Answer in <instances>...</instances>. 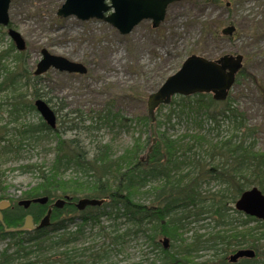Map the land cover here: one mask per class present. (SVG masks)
<instances>
[{
	"label": "trees",
	"instance_id": "obj_1",
	"mask_svg": "<svg viewBox=\"0 0 264 264\" xmlns=\"http://www.w3.org/2000/svg\"><path fill=\"white\" fill-rule=\"evenodd\" d=\"M9 55L12 65L5 62ZM244 75L242 67L236 77ZM39 77L27 68L24 51L13 43L0 51V92L5 93L0 101V161L29 135L55 138L50 166L32 165L39 170L35 184L19 199H10L2 211L0 244L5 245L0 248V264H119L129 259L130 245L141 255L126 264H141L142 259L149 264H196L203 250H210L212 258L199 264H224L226 255L242 247L254 250V258L246 264H264V221L233 207L245 189L257 186L264 193V150L255 148L254 129L228 96L218 101L211 93L176 95L163 122L174 127L185 121L183 132L169 136L158 130L153 145L152 138L140 134L119 154L109 142H98L89 152L78 139L62 137L57 126L51 129L41 118L17 130L21 139L9 137L7 124L35 110L26 95L46 97ZM3 112L8 119L2 124ZM77 115L80 123L72 119L66 124L78 134L100 127L132 129V120L109 106L90 117L95 121L88 124L82 113ZM140 119L136 120L153 134L149 117L144 114ZM222 119L229 127L225 136L220 135ZM161 123H156L158 129ZM64 170H72L71 175L64 176ZM210 181L222 188L205 195L202 184ZM2 183L0 179V201L5 199ZM40 196H47V203L32 202L27 208L18 204ZM80 197L103 202L78 210L75 201ZM59 198L65 199L64 205L52 206L47 226L20 228L26 215L37 223ZM201 221V227L213 225L204 233L194 230L191 236L183 235L192 223ZM159 237L168 239L167 247Z\"/></svg>",
	"mask_w": 264,
	"mask_h": 264
},
{
	"label": "rangeland",
	"instance_id": "obj_2",
	"mask_svg": "<svg viewBox=\"0 0 264 264\" xmlns=\"http://www.w3.org/2000/svg\"><path fill=\"white\" fill-rule=\"evenodd\" d=\"M63 2L11 0L9 5V27L17 30L24 40L25 49L19 51H24L29 70L34 71L42 57V48L86 67L82 74L50 67L37 80L46 94L41 98L50 99L45 101L55 111L56 126L62 137L78 139L89 152L96 143L109 142L113 152L119 154L140 134L144 138L146 135L153 138L152 132L136 119L147 115L148 95L177 71L188 56L194 54L216 59L224 54H241L245 75L236 77L228 97L254 129L251 139L255 141V148L264 150V0H176L168 5L164 19L157 27H152L150 20H143L128 34H121L101 19L82 21L75 16H59L57 10ZM226 26H234V31L224 33ZM7 30L8 27L0 26V51L13 43ZM5 62H11V55L5 58ZM4 96L5 93L0 92V101ZM25 100L33 102L34 98L26 95ZM168 104L159 105L155 110V124L162 121L159 129L156 124L157 137L158 130L175 136L187 127L185 121L175 123L174 127L163 122ZM108 106L130 118L132 129L100 127L78 134L67 128V124L79 116L77 113H82L88 124L95 121L90 117ZM2 118V124L6 123L7 114L3 112ZM40 118L34 110L25 113L17 122H10L7 124L9 137L21 139L17 130L36 124ZM222 120L219 122L220 135L225 136L229 127L226 120ZM74 122L80 123V119ZM22 140L17 150L4 154L0 161L5 200L19 199L23 191L35 184L39 170L32 165L47 169L54 158L55 138L52 134L34 133ZM62 173L69 176L72 170ZM221 188L215 181L202 184L205 195ZM200 223L202 221L192 223L183 235L191 236L194 230L204 233L213 225L210 222L201 227ZM142 242L141 239L138 241L139 244ZM4 245L2 242L0 248ZM126 254L129 259L120 260L119 264L137 261L141 255L131 245ZM199 255L196 264L212 258L210 250H203ZM118 259H122L121 256ZM141 264L149 263L142 259Z\"/></svg>",
	"mask_w": 264,
	"mask_h": 264
},
{
	"label": "water",
	"instance_id": "obj_3",
	"mask_svg": "<svg viewBox=\"0 0 264 264\" xmlns=\"http://www.w3.org/2000/svg\"><path fill=\"white\" fill-rule=\"evenodd\" d=\"M176 0H64L57 14L59 16H75L79 20L90 18L101 19L113 27L121 34H128L136 25L143 20H150L152 27H157L164 19L168 5ZM11 0H0V25L8 27L7 34L13 41L17 50L25 49V43L20 33L9 27V5ZM234 26H226L223 32L232 33ZM42 57L36 63L35 75H40L50 67L59 71L85 73L86 67L79 62L66 59L63 56L54 55L45 48L40 50ZM243 56L241 54H224L216 59H208L198 55L188 56L181 64L180 68L169 75L159 88L150 93L146 100L147 116L150 119L153 130L152 145L157 140L155 110L159 105L168 104L174 95H193L196 93H212L215 100H224L234 83L237 73L241 70ZM34 107L43 121L51 128L56 127V114L48 103L42 98L34 100ZM152 145L148 151L152 150ZM148 154L146 160H148ZM47 196H40L34 199H22L19 205L27 208L32 202L45 204ZM65 199H56L52 203L54 207H62ZM103 199L80 197L75 202L78 210H83L86 206L101 205ZM10 205L8 200L0 201V220H2V210ZM234 206L237 210L245 214L254 216L264 221V193L257 187L252 186L245 189L236 199ZM51 207L40 219L38 224H34L33 217L28 214L24 217L21 229L32 230L42 228L50 223ZM163 247H167L168 239H162ZM248 256L253 251H245Z\"/></svg>",
	"mask_w": 264,
	"mask_h": 264
},
{
	"label": "flooded vegetation",
	"instance_id": "obj_4",
	"mask_svg": "<svg viewBox=\"0 0 264 264\" xmlns=\"http://www.w3.org/2000/svg\"><path fill=\"white\" fill-rule=\"evenodd\" d=\"M235 208V206H233ZM243 213V212H242ZM245 214V213H243ZM247 215V214H245ZM253 251L252 255L248 256L245 251ZM226 262L224 264H246V260L254 258V250L249 248H239L234 252L226 255Z\"/></svg>",
	"mask_w": 264,
	"mask_h": 264
}]
</instances>
